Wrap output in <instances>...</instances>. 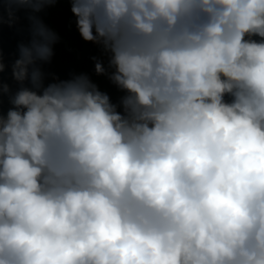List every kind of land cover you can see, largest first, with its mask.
<instances>
[{
    "label": "clouds",
    "instance_id": "clouds-1",
    "mask_svg": "<svg viewBox=\"0 0 264 264\" xmlns=\"http://www.w3.org/2000/svg\"><path fill=\"white\" fill-rule=\"evenodd\" d=\"M59 2L117 99L43 71ZM4 4L31 40L15 91L0 48V264H264V0Z\"/></svg>",
    "mask_w": 264,
    "mask_h": 264
}]
</instances>
